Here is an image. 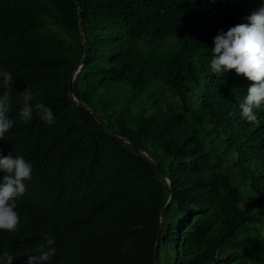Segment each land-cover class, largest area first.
<instances>
[{"label": "trees", "instance_id": "1", "mask_svg": "<svg viewBox=\"0 0 264 264\" xmlns=\"http://www.w3.org/2000/svg\"><path fill=\"white\" fill-rule=\"evenodd\" d=\"M261 2L0 0V68L14 78L0 156L33 166L0 256L27 264L50 236L48 264H152L169 187L68 96L84 53L79 4L87 57L76 97L172 183L156 264H264V106L258 124L247 122L239 105L250 82L210 69L213 38L248 23ZM26 86L54 124L35 111L20 118Z\"/></svg>", "mask_w": 264, "mask_h": 264}, {"label": "clouds", "instance_id": "2", "mask_svg": "<svg viewBox=\"0 0 264 264\" xmlns=\"http://www.w3.org/2000/svg\"><path fill=\"white\" fill-rule=\"evenodd\" d=\"M248 23L235 25L213 38L210 69L214 74L223 75L234 70L250 82L239 108L241 116L249 123H259L255 112L264 106V0L260 7L246 17ZM14 78L10 71L0 68V140L13 127L9 117L12 108ZM22 105L19 116L24 122L32 119L35 111L48 125L55 123L51 109L42 101L33 104L36 93L28 86L19 95ZM33 166L23 156H0V231L17 232L20 217L15 210L17 200L26 192V181L32 178ZM55 240L46 238V245L38 246L37 255H30L27 264H48L56 255ZM14 256L5 252L0 264H12Z\"/></svg>", "mask_w": 264, "mask_h": 264}, {"label": "water", "instance_id": "3", "mask_svg": "<svg viewBox=\"0 0 264 264\" xmlns=\"http://www.w3.org/2000/svg\"><path fill=\"white\" fill-rule=\"evenodd\" d=\"M77 8H78V29H79V35H80V39L82 42V46L84 49V53L82 56V59L80 60V63L78 64L77 68L74 70L72 76H71V80L69 82V90H68V96L70 97V99L80 108L87 110L90 114L93 115L94 119L96 120V122L104 129V131L111 137H113L116 141L127 145L128 147H130L133 151H135L136 153L140 154L158 173L159 175L165 180L166 184L169 187V196L168 199L165 203V205L163 206V208L161 209L159 216H158V220H157V229H156V236H155V243H154V249H153V254H152V264H156V258H157V250H158V245H159V239H160V222L161 219L163 217V215L165 214V212L167 211L169 205L171 204L172 200H173V189H172V183L171 181L166 177L165 173L163 172L162 169H160V167L154 162L152 161V159H150L147 155L146 152L142 151L140 148L136 147L135 145H133L132 143H130L129 141H127L126 139L120 137V136H116L114 134H112L110 132V130L107 128L106 124L104 123V121L98 116V114L87 104H85L84 102H82L81 100H79L73 90V80L75 78V76L79 73L80 69L83 67L85 61H86V57H87V49L85 46V41H84V36H83V30H82V13L80 11V6L79 4H77Z\"/></svg>", "mask_w": 264, "mask_h": 264}, {"label": "rangeland", "instance_id": "4", "mask_svg": "<svg viewBox=\"0 0 264 264\" xmlns=\"http://www.w3.org/2000/svg\"><path fill=\"white\" fill-rule=\"evenodd\" d=\"M166 95V94H165Z\"/></svg>", "mask_w": 264, "mask_h": 264}]
</instances>
